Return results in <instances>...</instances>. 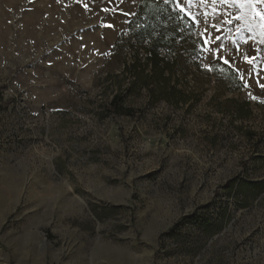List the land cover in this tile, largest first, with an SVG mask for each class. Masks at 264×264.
<instances>
[{
    "label": "rangeland",
    "instance_id": "1",
    "mask_svg": "<svg viewBox=\"0 0 264 264\" xmlns=\"http://www.w3.org/2000/svg\"><path fill=\"white\" fill-rule=\"evenodd\" d=\"M142 1L117 0L125 18L109 0H0V264H264V90L199 51L205 24L238 15L219 51L264 74V3L185 0L180 94L161 99L133 72ZM117 95L134 117L109 113Z\"/></svg>",
    "mask_w": 264,
    "mask_h": 264
},
{
    "label": "trees",
    "instance_id": "2",
    "mask_svg": "<svg viewBox=\"0 0 264 264\" xmlns=\"http://www.w3.org/2000/svg\"><path fill=\"white\" fill-rule=\"evenodd\" d=\"M178 18L179 14L172 11L170 5L165 4L163 0L158 2L143 0L129 26L131 37L146 41L149 46L147 56L143 58V63L138 58L133 65L136 81L144 80V77L145 80L150 79L154 83L157 82L161 99H168L167 96H164L168 92L172 95L180 94L176 86L169 85L173 77L172 60L170 58L173 51L169 53V49L171 51L178 47L177 41L181 36L179 33L181 21ZM161 49H164L162 50L164 53L161 52ZM145 84L152 96H156L155 90L150 89L147 81ZM123 102L122 96H115L110 104L109 113L114 116L134 117L136 111L133 108L125 107ZM252 187L261 194L264 192V184H253Z\"/></svg>",
    "mask_w": 264,
    "mask_h": 264
},
{
    "label": "snow or ice",
    "instance_id": "3",
    "mask_svg": "<svg viewBox=\"0 0 264 264\" xmlns=\"http://www.w3.org/2000/svg\"><path fill=\"white\" fill-rule=\"evenodd\" d=\"M119 2L122 4L124 0H119ZM165 4L173 3L174 4V10H178V14H186L187 9L184 7L185 0H163ZM213 2H219L227 4L229 0H213ZM233 4H246L253 7V10L255 11V6L258 4L264 3V0H230ZM109 3H112L116 6L117 10L121 11L123 13V16L126 18L128 16L133 15V12L131 9L124 10L119 7V4H117V0H109ZM85 7L87 8L88 5L86 4ZM102 11L107 14L109 12V8L105 7L102 9ZM256 16L259 17L261 20H264V10L256 11ZM240 17L237 15L234 18V21L231 19H224L223 17H218L217 22L213 25H211L213 29V34H208V28L209 26L207 24L204 25V32L200 34V45H199V51L202 54V58L207 59L209 62L207 65V70L210 72L212 71V63H222L223 65L229 66L237 73H240V80H241V87H243L245 90H249L253 87H259L260 89L264 90V80L259 79L260 75L264 74H256L253 75L252 73L247 72V68H242L241 64L237 63L238 59H241V55H235L231 57H224L222 53L219 51L221 45L219 41L221 40L220 32L222 31V24H228L231 25L233 22L239 23ZM113 24H107L106 27L112 28ZM215 41V43H213ZM237 53H239V46L235 49ZM257 59L256 56H242V62L246 63L247 67H251L253 65V62ZM248 77H251V80L248 79ZM249 95H252L251 92H249ZM252 99H257L256 95H252Z\"/></svg>",
    "mask_w": 264,
    "mask_h": 264
}]
</instances>
